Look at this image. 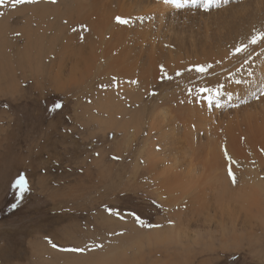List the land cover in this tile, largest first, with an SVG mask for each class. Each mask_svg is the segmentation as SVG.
I'll list each match as a JSON object with an SVG mask.
<instances>
[{
    "label": "rangeland",
    "instance_id": "1",
    "mask_svg": "<svg viewBox=\"0 0 264 264\" xmlns=\"http://www.w3.org/2000/svg\"><path fill=\"white\" fill-rule=\"evenodd\" d=\"M78 1L37 0L15 9L7 2L0 5V264H234V257L238 258L236 264H264V195L260 209L237 203L227 206L224 201L214 204L209 195L207 204L200 203L201 209L188 200L208 178L201 161L211 147L219 148L224 161L222 172L228 177L224 157L228 134L238 124L247 125L242 122L246 116L251 117L250 121L260 117L264 101L248 97V103L238 108L226 105L220 109L191 104L187 89L201 81L195 72L186 70L191 64L214 63L254 29L264 30V0H232L207 13L198 9L162 11V7L158 11L154 5L162 4V0H127L145 9L127 14L133 22L122 26L133 31L141 28L142 38L135 32L129 36L140 43L146 39L143 42L150 41L154 47L160 44L164 55L171 53V59L165 56L170 61L165 70L173 79L162 81L159 65V73L150 72L154 77L147 72L149 82L145 75L138 76L143 78L140 80L134 77L136 73L119 78L112 72L85 80L76 74L81 65L72 69L70 63L64 65L68 57L63 60V52L68 44L74 47L96 39L85 37L89 29L80 38L76 18L83 12L74 5ZM116 2L111 0L113 5ZM140 15L143 19L135 20ZM74 27L77 32L71 30ZM105 62L99 61L95 68L101 66L100 70H104ZM241 62L240 58L224 60V67L234 71ZM261 66L264 67L261 60L252 65L253 69ZM177 71L183 74L176 76ZM72 72L77 78L66 82ZM242 72L245 73L242 69L238 75ZM250 88L243 92L238 86H229L245 96ZM153 91L157 93L154 96L150 94ZM179 101L202 112L204 125L200 122L202 126L192 130L193 154L183 139L178 117L170 119L167 112L169 109L172 115L170 108L185 105ZM57 102L63 107L51 111ZM156 117L168 128L160 125L151 129L148 123L155 122ZM128 118L134 123L127 124V134L122 125ZM130 127L138 129L136 135L132 136ZM173 127L175 130L170 129ZM161 128L166 134L174 130L172 140L162 135ZM240 140L244 154L232 156L242 165L234 168L238 182L233 185L229 180L237 192L256 190L254 185L261 186L260 180H264V153L261 148H249L245 138ZM167 145L174 146L175 155L170 154ZM159 156L167 161L154 174L151 159H160ZM176 167L189 186L185 188L187 192L179 187L174 194L170 189L177 187L175 183L161 185L151 176L164 173L168 177ZM20 174L27 177L30 192L12 209L17 190L11 184ZM243 180L254 185L244 187L240 184ZM153 200L156 205L151 203ZM104 205L121 211L136 210L159 227L141 228L130 217L121 221L106 214ZM112 232L123 235L110 236ZM154 235L164 236L154 239ZM92 241L102 242L103 250L83 255L60 250Z\"/></svg>",
    "mask_w": 264,
    "mask_h": 264
},
{
    "label": "bare ground",
    "instance_id": "2",
    "mask_svg": "<svg viewBox=\"0 0 264 264\" xmlns=\"http://www.w3.org/2000/svg\"><path fill=\"white\" fill-rule=\"evenodd\" d=\"M126 1L127 0H117L115 5H113V3H111V0H79L77 3L74 4V5H76L75 7L77 9H79L80 11L83 12L81 17L76 18V20L80 23V25L81 24L87 25V28L89 29V32L87 31L88 33H86L85 37L89 38V35H91V36H94L96 39L93 40L89 44L81 43L79 45H74V47L71 44H68L65 48L66 50L63 52V60H64L65 56L68 57L66 63H65V61L63 62L65 66H66V64L70 63V69H72L74 65H75V67L81 65L80 67L76 68V74H79V76H81V77L83 76L85 80H87V77L89 79V77H92V76L94 77L98 74H102V75L105 74L106 75V74L112 72V73L116 74L119 78H120V76H123V75H125V76H131V74L135 75L134 73L138 74V75H135L134 77H138V76L143 77L145 75L147 78V79L146 78L145 79L148 80L147 82H149L148 78H150L152 76L151 73H154L155 75L157 73H159V68H158L159 65L163 64L165 67L168 66L170 61L166 57H168V58L170 57L169 59H171L172 58L170 56L171 53H170V55H164L165 50L164 51H163V49L161 50L160 44H158V43H157L158 45L154 47L153 43L151 44L150 41H148V40H147L148 42H143V41H146V39H143V41H141V43L138 42V40H135L138 38H142L141 37L142 36L141 31H140L141 28H137L135 31H133L132 29H126V27H123L122 25L119 26L118 23L116 22V20H115L116 16L128 17V15L131 13V11H133V12L135 11L136 13H137V11H139V12L142 10L145 11L144 6H138L137 5L136 7H134L131 5L132 2H126ZM154 6H155L154 8L156 10L158 9V11H159V8H161V7H162V11H163V8H167V9L170 8L168 6L164 7L163 3L162 4L157 3ZM115 7L117 10H115ZM144 22H146V21H144ZM129 31H132V32H129ZM133 32H135L137 34V35L136 34H134V35L138 36V38H131L129 36L130 35L129 33H133ZM104 34H106V36H104ZM151 40H153V38ZM85 44L87 47L85 46ZM149 44H151L152 47H154V48L148 47ZM69 45H71V46H69ZM178 46H180V45H178ZM181 46H183V45H181ZM77 47H78V49H77ZM162 58H164V60H162L161 62H158ZM180 59H181V57H180ZM101 60L106 61L105 62L106 63L105 68H102L104 70H100L101 66H98L97 69L95 68L97 63ZM258 64H259V62H258ZM262 67L263 66L255 67L253 69L254 75L251 77H248L247 72L245 70H244L245 73L242 72V74L239 76H241L243 78H247V79H252V80H254L256 78V82H257V86H258L260 79L264 78V73L261 72ZM166 68H168V67H166ZM148 71H149V73L151 72L149 74V75H151L150 77H147ZM161 75H162V73H161ZM152 77H154V76H152ZM75 78H77V77L75 76V73L72 72L70 74L69 78L66 79V82H70ZM143 78H141V79L143 80ZM138 79H140V78L138 77ZM74 82H76V81H74ZM85 83H87V82H85ZM145 83H146V81L144 82V84ZM130 86H131V84H130ZM249 87H251V86H249ZM249 87H245L242 85L238 86L239 91L241 90L243 92L245 90H247ZM121 88H123V87H121ZM125 88L122 90L125 91ZM130 90H131L130 88H128V89L126 88V91L129 92ZM229 90H231V89H229ZM96 101L98 102V100H96ZM138 101L136 100V102H138ZM263 101H264V99H263ZM191 104H193V103H191ZM263 107H264V103H263ZM119 108H120V105H119ZM119 108L117 106V109L121 111L122 107H121V109H119ZM137 108H139V107L137 106ZM154 108H156V107H154ZM170 109L172 110L171 111L172 115L170 114L169 109H168V111L166 110L170 116V119L176 120V117H178L177 120H179V122L181 123V126H182L181 128H183V131L181 132L183 139L185 142H188V147H189L188 149H190L192 154H193V150H195L193 148V140H192V130L194 129L193 125H195V127L204 125V122H202L203 121L202 112H200L194 105H188L187 103H185L184 106L178 107L176 109H173V108H170ZM109 110H112V109H109ZM113 111H111V112L113 113ZM114 113L116 114V112H114ZM117 114H119V113H117ZM130 114H132V113H130ZM154 114H152V116ZM159 114L162 115V113H159ZM261 114L262 115L260 117L255 116V120H253V118H252V121H250L251 120L250 116H246L245 121H242V122L247 123V125L242 126V125L238 124L236 129L229 132L227 140H226V145L224 147H226L228 149V152L231 156H235L236 158H238V155L240 153L244 154L243 141L240 140L242 138L246 139L245 142L250 143V144H248V147L253 149V150L258 149V148H264V111H262ZM119 115H121V112ZM256 118H259V121L257 123H256ZM155 119H156L155 122H153V123L149 122L148 123L151 125V129L155 126L157 128H160V125H161V127H163V125L165 126V123H161V120H159L160 118L157 119V117H156ZM149 120H150V118H149ZM151 121H152V119H151ZM132 122L134 123V119H132V118H130L129 121L123 120L122 128H126V130H127V128H128L127 124H131ZM200 122H202V125ZM113 123H114V121H113ZM135 123H137L136 120H135ZM137 124L139 126V123H137ZM167 124H168V122H167ZM207 124L211 125L210 123H207ZM133 126H135V125H133ZM166 126H165V128H168V126L167 127ZM172 126H173V122H172ZM169 127H170V125H169ZM212 127H214V126H212ZM130 128H132L131 129L132 130V136L136 135V132L138 131V129L136 130V127H130ZM170 129H174V127L170 128ZM170 129H166V130L168 131ZM161 130H163V129L161 128ZM174 130L169 131L170 134H168L169 132L166 134V131L163 130V133L165 131V134L162 133V135L165 136L166 138L171 137L170 140H172ZM148 132H150V130L147 131V133ZM126 133L127 134L129 133L128 130L126 131ZM205 133L208 134V136H210L211 139H214V140L216 139V138L212 137V135L210 133H208V132H205ZM162 135H161V137H162ZM163 138L164 137H162V139ZM154 144H157V143H154ZM159 144H161V143H159ZM245 144L246 143H244V145ZM162 145H163V143H162ZM167 147H169V145L166 146V149H169V151L171 152V153L169 152L170 154H174V146L170 145L169 148H167ZM248 150L246 152H248ZM149 156H151V155H149ZM159 158L160 159L157 158L155 160H154V158L151 159L152 163L154 162L153 165H151V169L153 171H156L158 169L157 167H160V165H162L164 163V161L166 160L165 157L162 158L161 156H159ZM173 159L174 158L172 157V162H175L174 160H176V159H174V160ZM168 163H170V162H168ZM201 163L207 169V172L205 173L204 176H206L208 178H206V182H204L203 184H201L197 187L195 194H193V196H190L188 198V200H190L189 201L190 203L196 202L197 206H199V209H201L203 207L201 204L202 203L207 204V202L209 201L207 199V196L209 195V196H211L212 200L214 201V204H215V202L217 203L220 201H224V202H227V206L231 205L229 203H237L238 205H241V206L243 205V207H255L257 209H260V207L262 206V203H263V199L261 198V196L264 195V180H260V183H262L261 186L254 185L253 183H250L249 180H243L240 183L242 186L246 187L248 185H254L258 188L256 190H252V191L251 190H249V191L242 190L243 193L240 191L239 192L235 191L233 185H231V183H230L229 177H227L222 172L224 170V168H223L224 167V161L222 159V155H221L219 148L217 149V148L211 147L209 149V151L206 153V156L203 159V161H201ZM172 164H174V163H172ZM175 169H176V171H173L170 174L168 173V177H165L164 173L154 175L158 171L154 172V174H153V171H151L150 174L152 173L153 175H151V176L155 177L157 182L160 181L161 185H163V183L169 182L168 185L170 186V185H172V183H175V186L177 185V187H175V188H178L177 190H174L175 188H173V190L169 188L170 191H172L174 194L179 190V187H182L180 190L187 192L185 188L186 187L188 188L189 186L186 185L183 177L181 176L180 172L178 171L179 169L177 167ZM220 172H222V173L220 174ZM211 175H212V177H209ZM156 180H154V181H156ZM154 184H157V183L155 182ZM157 185H155V186H157ZM217 185H219V188H220L219 191H218ZM193 186H194V184L190 187H193ZM158 187L161 190H163V188H164L163 186H162L163 188H161L160 186H158ZM155 188H157V187H155ZM166 190L168 191V189H166ZM172 192H170V194H172ZM232 192L234 193V195ZM253 192L258 193V195L254 196ZM167 194L170 197V194L169 193H167ZM181 195H182V193H181ZM219 195H221L222 198H218ZM263 198H264V196H263ZM212 200H211V202H212ZM168 202H171V200H168ZM205 207L206 206H204V208ZM160 236H164V235H159V236L154 235L153 238L157 239Z\"/></svg>",
    "mask_w": 264,
    "mask_h": 264
},
{
    "label": "snow or ice",
    "instance_id": "3",
    "mask_svg": "<svg viewBox=\"0 0 264 264\" xmlns=\"http://www.w3.org/2000/svg\"><path fill=\"white\" fill-rule=\"evenodd\" d=\"M10 3L11 7L15 9L18 5H27L36 3L37 0H0V5H4L5 3ZM57 0H52V3H56ZM232 2V0H162V3L165 6H168L174 10H182V9H192V10H202L207 13L214 6L219 9L222 6H227ZM3 15V13H0ZM142 16L135 17V20H142ZM115 20L118 24L128 25L133 22V17H123L116 16ZM67 23V21H65ZM79 29L81 30L79 35L80 38L83 39V32L88 31L87 25H79ZM73 32H77V28L71 29ZM17 36L20 33H16ZM232 58H240L241 63L239 67H237L234 71L230 69H226L224 67V60H231ZM255 58V59H254ZM264 30H253L252 33L245 39L237 42L233 45L225 55L216 60L214 63H196L191 64L187 67V71L195 72L197 79L201 82L196 85L194 88L187 89L188 97L190 99L188 102L190 103H199L202 105H206L208 109L216 108L220 109L225 107L226 105H230L233 108H238L242 104L248 103V97L251 99L260 101L264 99V78L260 79L258 86L257 82L254 80H249L247 78H243L238 75L241 70H245L247 72L248 77L254 75L252 65L255 63V60H261V64L264 65ZM217 67H219V71H216ZM160 70L163 75L160 79L171 81L173 79L166 70L163 64L160 65ZM261 72L264 73V67L261 68ZM183 73L181 71H177L175 73L176 76H181ZM223 74V75H222ZM115 79V78H113ZM215 81V82H213ZM132 83H137V81H132ZM230 85L235 86H245L249 87L247 95L237 94L235 89L229 90ZM101 87H107V85H101ZM151 95H156L157 93L153 91L150 93ZM235 99L236 102H233ZM90 102V101H89ZM179 103L183 104L185 101H179ZM4 107H7L5 104ZM63 104L57 102L52 105L51 111H56L61 109ZM195 127V125H193ZM157 150H160V146L157 145ZM261 153H264V148L260 149ZM99 155V153H97ZM224 157L227 163V175L231 180V183L235 185L238 182L237 175L234 171V168L242 167L241 162L234 159L228 152L227 148H224ZM113 159L119 160V156H114ZM143 162V161H141ZM253 165H255V161H251ZM12 189H16L15 192V203L11 204L12 209H16L18 205L25 198V194L30 192L29 181L24 174H20L11 184ZM153 205H156L157 202L153 200L151 202ZM104 211L109 216H114L115 218L126 221L127 218H131L135 224H137L141 228H153L159 227V225H154L150 223L143 215L138 213L136 210H124L121 211L118 207L104 205ZM159 207H163L159 205ZM110 236H119L123 235V232L120 233H109ZM51 243V241H49ZM55 248L56 244H52ZM104 248V244L102 242L92 241L91 243H85L83 246H70L61 248V251L83 255L88 252H96L102 251ZM238 258L234 257L233 262L236 264V260Z\"/></svg>",
    "mask_w": 264,
    "mask_h": 264
}]
</instances>
